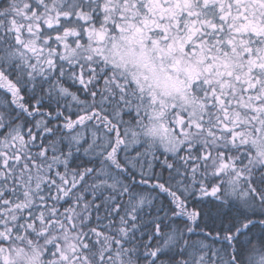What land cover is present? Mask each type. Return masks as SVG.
I'll return each mask as SVG.
<instances>
[{"label": "snow or ice", "instance_id": "obj_1", "mask_svg": "<svg viewBox=\"0 0 264 264\" xmlns=\"http://www.w3.org/2000/svg\"><path fill=\"white\" fill-rule=\"evenodd\" d=\"M0 264H264V0H0Z\"/></svg>", "mask_w": 264, "mask_h": 264}]
</instances>
